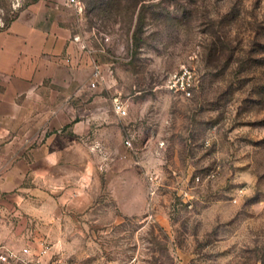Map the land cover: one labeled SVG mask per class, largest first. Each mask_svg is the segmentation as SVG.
<instances>
[{
    "label": "rangeland",
    "instance_id": "obj_1",
    "mask_svg": "<svg viewBox=\"0 0 264 264\" xmlns=\"http://www.w3.org/2000/svg\"><path fill=\"white\" fill-rule=\"evenodd\" d=\"M30 4L80 36L94 88L127 113L111 108L108 152L92 144L102 158L67 184L0 162V247L45 243L68 264H264V0H0V29ZM183 66L189 97L168 85ZM18 187L38 209L12 208Z\"/></svg>",
    "mask_w": 264,
    "mask_h": 264
},
{
    "label": "crops",
    "instance_id": "obj_2",
    "mask_svg": "<svg viewBox=\"0 0 264 264\" xmlns=\"http://www.w3.org/2000/svg\"><path fill=\"white\" fill-rule=\"evenodd\" d=\"M75 35L70 27L45 19L35 4L21 9L0 29V145L23 139L32 146L20 159L11 152L0 153V162H8L5 167L17 175L30 169L49 185L67 184L87 161L101 159L92 144H104L105 156L104 137L114 124L112 104L90 86L95 61ZM102 119L105 124L99 129ZM110 180L111 188L126 190L122 175H111ZM92 181L99 185L96 176ZM4 183L0 180V216L9 207L2 197ZM21 189L13 193L12 208L38 209L39 203L25 199ZM30 192L39 193L31 188Z\"/></svg>",
    "mask_w": 264,
    "mask_h": 264
},
{
    "label": "built area",
    "instance_id": "obj_3",
    "mask_svg": "<svg viewBox=\"0 0 264 264\" xmlns=\"http://www.w3.org/2000/svg\"><path fill=\"white\" fill-rule=\"evenodd\" d=\"M75 1V0H71ZM79 3L78 1L76 2ZM75 39L80 40V36L75 35ZM83 43V42H82ZM84 47V43L82 44ZM102 77V70L95 63L94 70L91 74L90 86L95 87L96 82ZM168 85L174 87L175 90L181 92L184 96H191L192 90L196 85L194 81L193 72L186 66H183L181 70L168 79ZM112 108L119 115H125L127 113V106L123 99L119 95L112 97ZM125 143L131 146L130 139H126ZM0 264H68L61 258H54V253L50 251L48 244L42 243L39 249L35 252H31L30 249L27 251H20L9 247H0ZM72 264H83L81 262H74Z\"/></svg>",
    "mask_w": 264,
    "mask_h": 264
},
{
    "label": "trees",
    "instance_id": "obj_4",
    "mask_svg": "<svg viewBox=\"0 0 264 264\" xmlns=\"http://www.w3.org/2000/svg\"><path fill=\"white\" fill-rule=\"evenodd\" d=\"M11 21H9L7 24H6V26L10 23ZM5 27V26H4Z\"/></svg>",
    "mask_w": 264,
    "mask_h": 264
}]
</instances>
